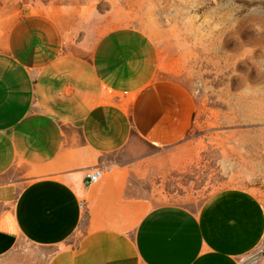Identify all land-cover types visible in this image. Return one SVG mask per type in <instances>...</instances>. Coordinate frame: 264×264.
I'll use <instances>...</instances> for the list:
<instances>
[{"label":"crops","instance_id":"crops-1","mask_svg":"<svg viewBox=\"0 0 264 264\" xmlns=\"http://www.w3.org/2000/svg\"><path fill=\"white\" fill-rule=\"evenodd\" d=\"M100 21L83 37L36 15L2 34L0 258L29 243L44 264H241L264 242L258 194L224 188L192 210L133 186L148 149L190 138L198 105L147 33Z\"/></svg>","mask_w":264,"mask_h":264},{"label":"rangeland","instance_id":"rangeland-1","mask_svg":"<svg viewBox=\"0 0 264 264\" xmlns=\"http://www.w3.org/2000/svg\"><path fill=\"white\" fill-rule=\"evenodd\" d=\"M46 14L83 37L100 20L147 33L163 73L194 94L192 135L180 145L147 150L151 161L132 177L138 193L155 206L192 210L224 188L264 200V0H0V51L13 23ZM45 260V250L22 243L0 264ZM241 264H264V242Z\"/></svg>","mask_w":264,"mask_h":264},{"label":"built area","instance_id":"built-area-1","mask_svg":"<svg viewBox=\"0 0 264 264\" xmlns=\"http://www.w3.org/2000/svg\"><path fill=\"white\" fill-rule=\"evenodd\" d=\"M103 178V171L101 169H93L86 173V181L89 185L98 183Z\"/></svg>","mask_w":264,"mask_h":264}]
</instances>
